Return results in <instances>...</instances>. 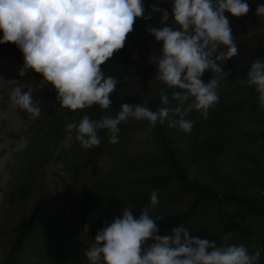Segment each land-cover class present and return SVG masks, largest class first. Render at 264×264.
Here are the masks:
<instances>
[{
	"label": "trees",
	"instance_id": "obj_1",
	"mask_svg": "<svg viewBox=\"0 0 264 264\" xmlns=\"http://www.w3.org/2000/svg\"><path fill=\"white\" fill-rule=\"evenodd\" d=\"M247 2L246 16L225 13L238 54L220 62L221 73L208 71L202 77L205 83L218 80L220 99L207 119L196 111L188 115L194 122L191 133L169 127L167 121L153 127L148 121L130 119L119 126L117 144L100 130L99 147L85 149L75 130L64 132L73 120L54 117L48 101H40L42 94L32 98L39 102L41 113L36 119L27 115L24 133L31 135L30 129L39 125L35 131L43 134L42 144L37 146V138L18 153L19 169L6 182L0 264H89L87 249L73 240L78 225L85 224L95 238L113 218L122 216L124 208L139 218L145 207L154 218H162L157 221L160 235L171 236L172 228L182 224L191 237L219 244L231 233L230 243L259 249V264H264V110L254 87L241 83L247 80L252 62L264 60V17L256 16L264 0ZM145 9L152 19H137L124 48L101 66L105 76L115 77L118 84L109 109L94 105L83 113L91 119L115 117L123 103L158 111L165 107L161 90L169 97L168 107L178 106L173 89L156 79L154 62L162 55V45L148 29L158 26L159 20ZM4 46L0 44V50ZM222 51L227 49L222 46ZM40 76L27 73L19 80L37 87ZM64 133L74 136L70 144L50 146L49 137ZM52 161L61 169L47 183L45 167ZM153 191L159 199L154 210Z\"/></svg>",
	"mask_w": 264,
	"mask_h": 264
},
{
	"label": "clouds",
	"instance_id": "obj_2",
	"mask_svg": "<svg viewBox=\"0 0 264 264\" xmlns=\"http://www.w3.org/2000/svg\"><path fill=\"white\" fill-rule=\"evenodd\" d=\"M171 12L152 6L161 13L159 25L148 29L162 55L155 60L156 79L173 89L176 107H168L169 97L161 90L165 107L152 111L140 104L123 103L115 117L104 115L91 119L84 115L67 126L75 130L76 139L85 149L99 147L100 130H106L111 144L119 142L121 123L130 119L145 120L155 127L166 121L191 133L194 122L187 119L196 111L207 119L219 102L218 80L207 83L205 72L221 73L220 65L238 54L230 21L250 11L247 0H168ZM144 0H0V44H14L23 53L21 77L33 71L43 76L57 92L62 108L72 112L99 106L107 110L112 104L118 80L105 76L101 66L113 59L125 46L137 19L151 20L145 14ZM264 17V4L256 8ZM171 20V24L169 21ZM175 25L173 27L172 25ZM226 48V53L221 48ZM254 87L259 106L264 110V60L255 59L241 81ZM12 105L29 114L40 116L30 91L13 90ZM159 205L158 192L151 194V209ZM136 218L133 210L124 208L122 216L98 231L94 243L84 255L89 264H259L261 251H250L244 244L230 243L227 233L219 244L209 239L191 237L182 226L173 227L172 235H160L157 221L145 207ZM253 248L255 246L253 245Z\"/></svg>",
	"mask_w": 264,
	"mask_h": 264
},
{
	"label": "rangeland",
	"instance_id": "obj_3",
	"mask_svg": "<svg viewBox=\"0 0 264 264\" xmlns=\"http://www.w3.org/2000/svg\"><path fill=\"white\" fill-rule=\"evenodd\" d=\"M144 3L145 7L151 12L153 5L171 12V4L168 0H144ZM154 14L160 21L162 14ZM170 22L171 20L169 23ZM261 35L264 37V32H262ZM23 63V53L14 44H5V46L0 50V212L3 210V199L7 190L6 182L11 177L12 172L19 169V166L15 161L16 156L27 144L34 142L37 138H39V143L37 144L39 147L42 144L41 137L43 136L40 132L35 131L36 127L39 125L30 129L33 131L31 135L24 133V130L28 128L25 123L28 113L21 111L12 105L10 97L13 90L20 88L22 90V94L30 91L32 93V98L35 96L41 97L40 95L42 94L40 101L42 99H46L48 101V106H50L51 109H54V117L56 118L58 115H61L65 118V120L78 122L82 118L78 116L88 110L85 109L72 112L69 109L62 108L59 100H57L56 90L51 84L43 81V76L41 74L39 85L37 87L23 84L19 80V71L23 67ZM28 73L35 72L30 71ZM57 103L59 104L57 105ZM45 130L46 129H44L43 132ZM10 132L18 133L19 137H11L9 135ZM64 132H67V126L64 128ZM72 137L74 136L71 133H64L49 137L48 142L50 146L53 144H57L58 146L70 144L71 139H73ZM60 169L61 166L56 161H52L45 167L47 183L57 177V173ZM44 188L45 192L49 190L48 187ZM60 205L63 207L64 203L61 202Z\"/></svg>",
	"mask_w": 264,
	"mask_h": 264
},
{
	"label": "built area",
	"instance_id": "obj_4",
	"mask_svg": "<svg viewBox=\"0 0 264 264\" xmlns=\"http://www.w3.org/2000/svg\"><path fill=\"white\" fill-rule=\"evenodd\" d=\"M73 240L87 249L90 244L94 243L95 238L85 224H79Z\"/></svg>",
	"mask_w": 264,
	"mask_h": 264
}]
</instances>
